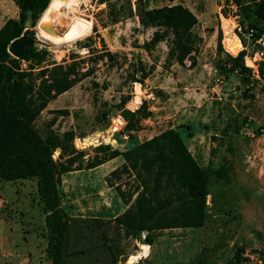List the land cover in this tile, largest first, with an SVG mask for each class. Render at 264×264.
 I'll return each mask as SVG.
<instances>
[{"label":"rangeland","instance_id":"rangeland-1","mask_svg":"<svg viewBox=\"0 0 264 264\" xmlns=\"http://www.w3.org/2000/svg\"><path fill=\"white\" fill-rule=\"evenodd\" d=\"M241 2L242 7L231 0H56L44 11L50 9L47 18L36 21V47L48 50L44 64L75 60V70L85 72L35 120L44 138L72 130L74 147L84 150V161L106 137L130 146L120 131L129 108L120 110V101L130 97L127 103L137 108L145 100L150 113L141 119L138 140L170 127L186 140L190 130L197 136L193 144L200 146L194 147L195 158L209 180L203 226L158 230L148 244L142 242L144 232L128 237L114 221L135 195L125 204L115 188L108 187L103 173L110 164L63 174L58 190L70 219L66 264H238L237 255L262 245L264 76H259L257 63L264 69V34L251 37L253 1ZM60 3L72 5L66 7L68 12L53 8ZM138 4L146 9L181 4L195 14L198 21L192 30L201 41L194 67L189 60L184 65L168 60L166 40L149 52L141 47L155 28L140 24ZM17 17L14 0H0V27ZM67 31L72 38L64 37ZM220 35L224 51L217 48ZM229 35L238 41L236 53L227 48ZM241 49L251 61L245 62L253 72L247 80L220 69L226 53L235 56ZM107 51L111 55L102 57ZM139 65L153 66L143 83L134 80ZM96 131H102L100 136ZM59 153L54 151L55 159ZM117 183L126 194L135 185L126 173ZM44 223L35 180L0 179V264H50L45 254L41 257Z\"/></svg>","mask_w":264,"mask_h":264},{"label":"trees","instance_id":"trees-1","mask_svg":"<svg viewBox=\"0 0 264 264\" xmlns=\"http://www.w3.org/2000/svg\"><path fill=\"white\" fill-rule=\"evenodd\" d=\"M55 1L14 0L18 17L8 18L0 27V179L35 180L45 220L46 258L50 264H66L68 256L66 235L70 219L61 207L58 190L62 175L95 168L116 156H122L124 161L105 180L125 204L135 195L124 212L114 218L126 236L138 238L146 232L142 242L152 244L155 231L202 227L209 193L208 175L176 128L170 127L148 139L138 140L136 132L141 129V119L150 113L145 100L135 110L126 111V122L120 130L127 134L131 143L126 151L113 147L110 143L115 142L111 138L110 143L95 146L93 155L84 161V150L74 147L72 130L64 132L63 136L51 134L45 138L38 132L35 120L48 102L79 81L85 72L75 70V60L69 64H44L48 56L46 48L31 46L13 59H9L7 49L10 41L22 33L27 12L31 11L35 24L47 18L50 9L44 11ZM231 1L242 7V0ZM252 1L250 35L259 39L264 34V27L258 25V22L264 24V0ZM136 12L143 27L155 28L142 48L149 52L166 40L168 60L179 65L189 60L190 68L196 65L201 38L192 30L198 20L191 10L181 4L150 9L138 4ZM217 48L224 51L221 35ZM227 48L231 53L239 49L238 41L230 35ZM110 55L107 51L102 57ZM225 55L220 66L222 72H235L244 80L253 75L252 68L245 64V49L235 56ZM22 61L27 63L26 67H22ZM152 69L153 66L139 65L140 75L134 80L143 83ZM257 72L260 77L264 76L261 63H257ZM129 100L130 97L123 98L119 109L122 110ZM56 149L60 150L57 159L53 156ZM123 173L132 176L135 183L128 194L117 183ZM243 261L242 256L237 255L236 263ZM261 264H264V255Z\"/></svg>","mask_w":264,"mask_h":264},{"label":"water","instance_id":"water-1","mask_svg":"<svg viewBox=\"0 0 264 264\" xmlns=\"http://www.w3.org/2000/svg\"><path fill=\"white\" fill-rule=\"evenodd\" d=\"M40 18V17H39ZM38 22V21H37ZM36 25L33 24L32 14L31 11L27 12L26 17L23 22V31L18 36L12 39L8 45V52H9V59L18 58L26 48L34 46H37V41L34 38V32L32 31V28H34ZM44 48V47H42ZM245 62L247 64H250L251 61L246 59ZM140 91V86L136 85V92ZM130 110H135L136 103H126V105ZM102 132V131H101ZM96 133L100 134V131H96ZM111 137H106L104 139L103 143H110ZM102 142L97 143V145L101 144ZM96 145V146H97ZM114 147H116L119 151H126L127 148L124 146L118 145V143H113ZM145 235V232H144Z\"/></svg>","mask_w":264,"mask_h":264},{"label":"crops","instance_id":"crops-1","mask_svg":"<svg viewBox=\"0 0 264 264\" xmlns=\"http://www.w3.org/2000/svg\"><path fill=\"white\" fill-rule=\"evenodd\" d=\"M189 134H191V135H189ZM156 135V134H155ZM152 136H154V135H151V136H149V137H147V138H145V139H148V138H150V137H152ZM144 139V140H145ZM186 140H189V142H188V144H187V141ZM184 139V141H185V143H186V145H187V147H188V149L190 150V152L192 153V155L194 156V157H196L195 156V153L197 152V150H194V147H200L199 146V144H197V143H194L193 144V142L195 141V140H197V136H196V134L195 133H193V132H191L190 130H189V133H188V137H187V139ZM142 141V140H141ZM200 149V148H199ZM123 161H124V159H123V157L122 156H116V157H114V158H112V159H110V160H108V161H106V162H104L103 164H101L100 166H105V165H107V164H110V166L108 167V168H106V170L104 171V173H103V175H108L113 169H115L116 167H118V166H120L122 163H123ZM93 169V168H92ZM80 170H77V171H71V172H68V173H70V175L71 174H75L76 172H79ZM108 187L109 188H111L109 185H108ZM70 215V214H69ZM165 230V229H164ZM45 246H46V244H45ZM45 246H44V251H43V253H42V255H41V257H45L44 256V254H45ZM47 259V258H46Z\"/></svg>","mask_w":264,"mask_h":264},{"label":"built area","instance_id":"built-area-1","mask_svg":"<svg viewBox=\"0 0 264 264\" xmlns=\"http://www.w3.org/2000/svg\"><path fill=\"white\" fill-rule=\"evenodd\" d=\"M264 255V240L260 247L253 251H244L242 258L244 259L243 264H261Z\"/></svg>","mask_w":264,"mask_h":264},{"label":"bare ground","instance_id":"bare-ground-1","mask_svg":"<svg viewBox=\"0 0 264 264\" xmlns=\"http://www.w3.org/2000/svg\"><path fill=\"white\" fill-rule=\"evenodd\" d=\"M76 4V3H75ZM70 5H72V4H62V3H60V4H58V5H53V8H55V9H57V10H61V9H63V8H65V11H67L68 12V8H66L67 6H70ZM69 35V32L67 31L65 34H64V37H66V38H72V37H70V36H68ZM98 136H100V134H101V131H100V134H98V133H96ZM105 139V138H104ZM96 140V138H93V140L92 141H95ZM97 142V141H96ZM87 144H88V142H87Z\"/></svg>","mask_w":264,"mask_h":264}]
</instances>
